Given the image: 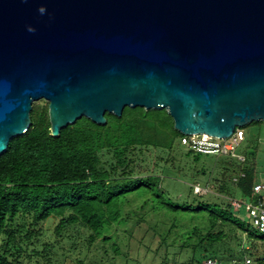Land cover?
Masks as SVG:
<instances>
[{"label": "water", "instance_id": "1", "mask_svg": "<svg viewBox=\"0 0 264 264\" xmlns=\"http://www.w3.org/2000/svg\"><path fill=\"white\" fill-rule=\"evenodd\" d=\"M40 100L55 138L126 107L230 138L264 121V0H0V155Z\"/></svg>", "mask_w": 264, "mask_h": 264}, {"label": "trees", "instance_id": "2", "mask_svg": "<svg viewBox=\"0 0 264 264\" xmlns=\"http://www.w3.org/2000/svg\"><path fill=\"white\" fill-rule=\"evenodd\" d=\"M106 119V125H98L83 117L55 138L51 135L49 102L33 104L27 133L12 139L7 151L0 155V264H23L25 258L32 264L40 257L49 264L55 258L58 264H65L66 259L53 245L42 244L38 227L52 218L58 220V237L82 228L89 233V247L98 242L108 244L113 239L112 228L123 218L122 202L131 194H148L169 213L207 215L214 222L264 243V235L253 224L241 221L231 203L223 206L173 201L162 189L163 176L138 175L130 169L136 148L172 151L178 144L183 145L185 136L175 129L167 110L126 107L121 117L107 113ZM107 153L112 158L111 170L103 166ZM188 154L197 162L213 157L191 149ZM241 172L244 176L236 186L243 199H249L257 185L255 172L251 168ZM207 238L215 244L223 241L226 234L210 233ZM38 244L43 248L39 249ZM113 249L115 254L125 256L117 243ZM243 255L264 264V257L256 258L251 251ZM209 258L218 259L217 251L206 249L200 264ZM238 262L235 259L232 264ZM35 264H41L40 260Z\"/></svg>", "mask_w": 264, "mask_h": 264}, {"label": "rangeland", "instance_id": "3", "mask_svg": "<svg viewBox=\"0 0 264 264\" xmlns=\"http://www.w3.org/2000/svg\"><path fill=\"white\" fill-rule=\"evenodd\" d=\"M42 101L45 100L34 104ZM243 128L239 129L243 131L242 138L239 136L236 142L234 138L223 142V145L232 144L231 155L212 154L213 157H203L197 162L188 154L190 148L183 143L172 151L136 148L130 169L138 175L163 176L162 189L173 201L195 204L204 201L226 206L232 199H243L236 186L239 178L244 176L243 168L253 169L257 184H264V121ZM249 150L256 153L247 154ZM111 160L108 153L103 157V166L108 170H111ZM164 167L165 172L162 171ZM196 186L207 191L197 193ZM122 212L123 218L112 228L113 239L108 244L98 242L89 247V233L82 228L58 237L55 233L58 220L55 218L38 227L42 232V244L53 245L59 256L66 259L65 264H80L79 261L83 264H200L206 249L217 251L218 259L224 264H232L235 259L239 261L237 264H246L247 259L253 264H261L243 255L245 251H251L256 258L264 257V243L250 238L248 233L214 222L207 215L169 213L148 194L128 196L122 202ZM236 213L241 221L252 224L247 212ZM219 232L225 233L226 238L211 244L208 234ZM114 243L125 256L115 254ZM38 247L43 248L41 244ZM37 259L41 264H49L43 257ZM55 259L53 264H58ZM23 262L29 264L26 258Z\"/></svg>", "mask_w": 264, "mask_h": 264}, {"label": "built area", "instance_id": "4", "mask_svg": "<svg viewBox=\"0 0 264 264\" xmlns=\"http://www.w3.org/2000/svg\"><path fill=\"white\" fill-rule=\"evenodd\" d=\"M239 136L242 138L243 131L236 129L235 133L230 137L234 138L235 142L238 140ZM221 139L217 137H205V136H185L182 139V143L188 146L191 150L208 154V155H223L232 154L233 146L232 144L223 145V142L230 139ZM197 193H205L206 188H201L199 186L195 187ZM231 205L235 212L244 210L248 213L252 220L253 226L256 230L264 235V184H257L254 187L252 195L249 199H232ZM204 264H224L219 259L209 258ZM246 264H253L251 259H247Z\"/></svg>", "mask_w": 264, "mask_h": 264}, {"label": "bare ground", "instance_id": "5", "mask_svg": "<svg viewBox=\"0 0 264 264\" xmlns=\"http://www.w3.org/2000/svg\"><path fill=\"white\" fill-rule=\"evenodd\" d=\"M203 136L208 137L207 135H203Z\"/></svg>", "mask_w": 264, "mask_h": 264}]
</instances>
